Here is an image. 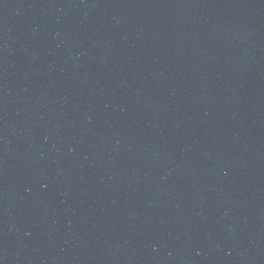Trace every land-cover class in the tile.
<instances>
[{
    "label": "water",
    "instance_id": "obj_1",
    "mask_svg": "<svg viewBox=\"0 0 264 264\" xmlns=\"http://www.w3.org/2000/svg\"><path fill=\"white\" fill-rule=\"evenodd\" d=\"M0 264H264V0H0Z\"/></svg>",
    "mask_w": 264,
    "mask_h": 264
}]
</instances>
